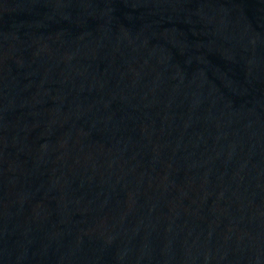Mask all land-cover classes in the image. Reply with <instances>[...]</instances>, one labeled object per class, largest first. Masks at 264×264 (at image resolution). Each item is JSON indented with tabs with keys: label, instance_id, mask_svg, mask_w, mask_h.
Wrapping results in <instances>:
<instances>
[{
	"label": "water",
	"instance_id": "water-1",
	"mask_svg": "<svg viewBox=\"0 0 264 264\" xmlns=\"http://www.w3.org/2000/svg\"><path fill=\"white\" fill-rule=\"evenodd\" d=\"M0 264H264V0H0Z\"/></svg>",
	"mask_w": 264,
	"mask_h": 264
}]
</instances>
